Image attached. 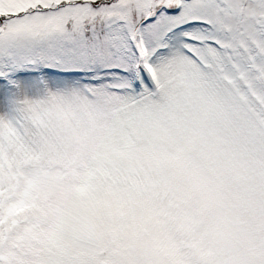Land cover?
Listing matches in <instances>:
<instances>
[{"label":"snow or ice","instance_id":"1","mask_svg":"<svg viewBox=\"0 0 264 264\" xmlns=\"http://www.w3.org/2000/svg\"><path fill=\"white\" fill-rule=\"evenodd\" d=\"M206 167L249 223L197 262ZM0 264H264V0H0Z\"/></svg>","mask_w":264,"mask_h":264},{"label":"clouds","instance_id":"2","mask_svg":"<svg viewBox=\"0 0 264 264\" xmlns=\"http://www.w3.org/2000/svg\"><path fill=\"white\" fill-rule=\"evenodd\" d=\"M180 194L194 216L191 231H177L171 223L166 227L186 257L198 262L241 242L249 223L241 207L242 188L222 169L206 167L181 185Z\"/></svg>","mask_w":264,"mask_h":264}]
</instances>
